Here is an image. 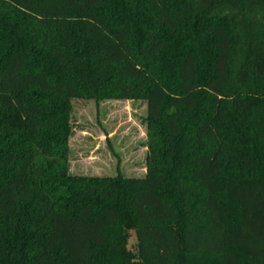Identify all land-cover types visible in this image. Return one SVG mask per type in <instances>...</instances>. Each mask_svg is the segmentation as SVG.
<instances>
[{"label": "trees", "instance_id": "16d2710c", "mask_svg": "<svg viewBox=\"0 0 264 264\" xmlns=\"http://www.w3.org/2000/svg\"><path fill=\"white\" fill-rule=\"evenodd\" d=\"M104 99L144 177L68 174ZM0 264H264V0H0Z\"/></svg>", "mask_w": 264, "mask_h": 264}, {"label": "rangeland", "instance_id": "374dc122", "mask_svg": "<svg viewBox=\"0 0 264 264\" xmlns=\"http://www.w3.org/2000/svg\"><path fill=\"white\" fill-rule=\"evenodd\" d=\"M71 108L70 176H145L148 149L146 105L142 100H74ZM126 235L125 251L134 252L136 235L134 231ZM188 258L183 255V259Z\"/></svg>", "mask_w": 264, "mask_h": 264}]
</instances>
